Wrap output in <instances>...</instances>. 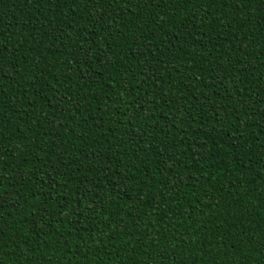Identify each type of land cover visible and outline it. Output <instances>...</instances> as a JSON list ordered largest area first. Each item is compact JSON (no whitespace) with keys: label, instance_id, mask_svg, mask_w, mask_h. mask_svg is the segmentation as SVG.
I'll return each mask as SVG.
<instances>
[{"label":"trees","instance_id":"trees-1","mask_svg":"<svg viewBox=\"0 0 264 264\" xmlns=\"http://www.w3.org/2000/svg\"><path fill=\"white\" fill-rule=\"evenodd\" d=\"M0 264H264V0H0Z\"/></svg>","mask_w":264,"mask_h":264}]
</instances>
